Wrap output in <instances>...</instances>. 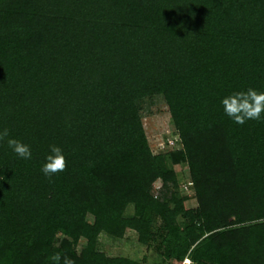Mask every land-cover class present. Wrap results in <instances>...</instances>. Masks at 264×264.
<instances>
[{
	"label": "trees",
	"instance_id": "obj_1",
	"mask_svg": "<svg viewBox=\"0 0 264 264\" xmlns=\"http://www.w3.org/2000/svg\"><path fill=\"white\" fill-rule=\"evenodd\" d=\"M249 87L264 0H0V129L32 152L0 141V264H145L98 250L126 230L148 264H264V114L240 125L221 104ZM155 95L179 143L158 153L138 105ZM52 145L67 167L49 178Z\"/></svg>",
	"mask_w": 264,
	"mask_h": 264
},
{
	"label": "rangeland",
	"instance_id": "obj_2",
	"mask_svg": "<svg viewBox=\"0 0 264 264\" xmlns=\"http://www.w3.org/2000/svg\"><path fill=\"white\" fill-rule=\"evenodd\" d=\"M138 105L141 124L152 153L162 152L168 147L179 146L175 130L161 96L144 97L138 102ZM173 168L177 173L179 191L184 198V206H194L192 191L185 183L187 178L185 165L177 164ZM153 186L156 189L159 182L155 181ZM130 211L131 208H128L127 212ZM82 242L83 240H80L79 244H82ZM97 248L109 256L120 255L136 260L144 258L145 264L150 263L157 257L151 246L146 247L136 241L135 232L132 230H126L124 236L120 239L100 233L97 237Z\"/></svg>",
	"mask_w": 264,
	"mask_h": 264
},
{
	"label": "clouds",
	"instance_id": "obj_3",
	"mask_svg": "<svg viewBox=\"0 0 264 264\" xmlns=\"http://www.w3.org/2000/svg\"><path fill=\"white\" fill-rule=\"evenodd\" d=\"M221 104L224 113L235 123L243 125L248 120H260L264 114V91L249 87L246 90L233 92L222 98ZM7 142L13 152L23 158L30 159L31 148L19 139L11 138L7 128L0 129V141ZM67 167V160L61 147L52 145L50 152L42 165V172L51 178L54 174L62 172ZM52 264H75V261L67 255L53 253L50 257Z\"/></svg>",
	"mask_w": 264,
	"mask_h": 264
},
{
	"label": "built area",
	"instance_id": "obj_4",
	"mask_svg": "<svg viewBox=\"0 0 264 264\" xmlns=\"http://www.w3.org/2000/svg\"><path fill=\"white\" fill-rule=\"evenodd\" d=\"M190 259L188 257L182 258V260L178 264H190ZM166 264H173L172 262H168Z\"/></svg>",
	"mask_w": 264,
	"mask_h": 264
}]
</instances>
